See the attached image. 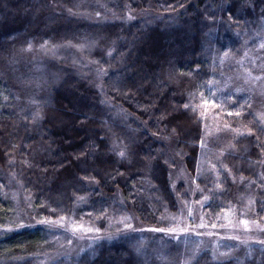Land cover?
Instances as JSON below:
<instances>
[{"label":"trees","instance_id":"obj_1","mask_svg":"<svg viewBox=\"0 0 264 264\" xmlns=\"http://www.w3.org/2000/svg\"><path fill=\"white\" fill-rule=\"evenodd\" d=\"M262 14L264 0H0V264H264V244L236 256L220 243L217 259L189 232L147 231L176 233L199 206L207 229L227 210L256 221L251 166L264 170V134L254 106L215 102L221 140L207 186L197 165L209 33ZM171 148L192 197L183 180L171 184ZM16 221L25 227L3 231ZM73 235L90 242L74 249Z\"/></svg>","mask_w":264,"mask_h":264},{"label":"rangeland","instance_id":"obj_2","mask_svg":"<svg viewBox=\"0 0 264 264\" xmlns=\"http://www.w3.org/2000/svg\"><path fill=\"white\" fill-rule=\"evenodd\" d=\"M260 17H252L248 23L238 28H233L230 25L218 26L209 33L210 38L206 43L205 52L208 51L207 58L211 61L213 72L206 88L205 100L208 101V104H203L204 111L201 115L205 126V137L203 139L205 147L201 148L200 151L198 164L200 170L197 172V178L202 182L201 186L208 185L213 172L217 169L216 162H214V157H217V155H214L210 148L212 142L218 144L216 140H221L220 131L216 129L215 125L216 119L210 110L213 106L212 102L215 101L221 104L223 100H227L226 97L228 96L232 97L228 100L244 98L246 100L245 104L244 99H241L240 103L244 104V107L254 106V115L258 121L259 116L264 114V85L261 83V79L264 78V49L260 47L264 43V14ZM225 53L227 54L225 55ZM255 77H260V79H254ZM239 109H241V106H239ZM220 130L221 132L224 131L223 128ZM238 135H241V133ZM236 137L238 138V136ZM246 145L247 141L245 140L240 146L241 155L246 153ZM233 152L236 151L233 150ZM169 159L174 163V168L170 174L171 184L176 185L179 180H183L188 186L189 194L192 197L195 194L194 184L192 183L191 189L182 171L181 161L172 148L169 150ZM251 169L253 171L251 173L259 185V196L253 208L258 217L254 223L247 220H245L248 222L247 225L242 221L236 222L234 216H230V210H227V213H225L227 216L213 217L211 224L213 226L219 224L216 229H207L203 220L204 216L200 212L201 206L197 209L192 207L187 213L183 224L180 218L176 233H171L172 239L185 236L189 232L199 241L200 247L197 250H208L217 259L219 257L217 250L220 243L234 245L236 256L238 253L241 256L250 245L263 247L260 241H264V231H262L264 229V179H261L264 170H260L256 165L251 166ZM224 220L225 223H221ZM24 221L30 222L32 220L25 217ZM144 231L142 227L139 228L140 233ZM89 239V235H73L74 249L78 246L81 247L80 244L83 242H90Z\"/></svg>","mask_w":264,"mask_h":264},{"label":"snow or ice","instance_id":"obj_3","mask_svg":"<svg viewBox=\"0 0 264 264\" xmlns=\"http://www.w3.org/2000/svg\"><path fill=\"white\" fill-rule=\"evenodd\" d=\"M96 15L98 16L99 13H96ZM125 18L128 19V20L133 19L132 15H131L130 13H129ZM46 44H47V41H45L44 44L41 45V48H44ZM31 47H32L31 44H29V49H31ZM54 47H55V46H54ZM77 47H79V48H83L84 46H83V45H77ZM260 47H261L262 49H264V43H262V44L260 45ZM226 54H227V53H225V55H226ZM100 71H101V73L103 72L102 69H101ZM254 79H260V77H255ZM202 99H203V97H202ZM226 99H232V97H231V96H228V97H226ZM204 103H205V105H207V104H208V101L205 100ZM212 105H213L214 107L216 106L215 101L212 102ZM184 106H185L186 108L189 107V105H187V104H185ZM242 107H243V105H241V108H242ZM249 107H250V105H249ZM227 114H228L229 116L235 115V116H237V117H240V116H241V111H240V110H237V111H235V112L228 111ZM259 121H260L261 126L257 128V131H259L260 133L264 134V114H261V115L259 116ZM225 127H229V126H228V125H225ZM248 134H249V135H252V134H253L251 128L248 129ZM257 138L259 139V137H257ZM200 146H201L202 149L205 147V142H204L203 138H201ZM118 154H119L122 158H123V157H126V155H127V146H125V150H121V151H119ZM177 155H180V153H177ZM213 167H215V166H213ZM199 170H200V169H199V165H197V172H199ZM261 179H264V175H262ZM193 182H195V181H193ZM253 183H255V181H253ZM217 187H219V185H217ZM80 199L83 200L84 197H80ZM204 199L207 200L208 197L205 196ZM63 219H64V217H61V218H60L61 221H62ZM13 223H15V225H16L15 228H13V227H5V228L3 229V231H5V232H10V231H14V230H17V229H19V228H23V227H25V224H24L23 222L16 221V222H13ZM37 223H38V224H49V225H53V222L50 221V220H49V221L39 220V221H37ZM242 223H244L245 225H247L248 222H247V221H242ZM128 227H131V225H128ZM74 231H75V229H74ZM97 231H99V230L97 229ZM147 231H151V232H166V231H167V232L175 233V229H164V228H151V229H147ZM262 231H264V229H262ZM69 243H71V241H69ZM260 243L264 244V241H260ZM137 253H139V249H137ZM221 255H222V256H227L228 254H227V253H222ZM184 264H188V262L185 261Z\"/></svg>","mask_w":264,"mask_h":264}]
</instances>
